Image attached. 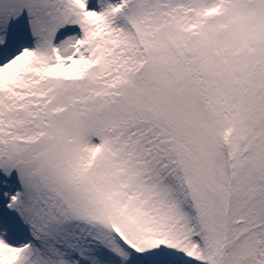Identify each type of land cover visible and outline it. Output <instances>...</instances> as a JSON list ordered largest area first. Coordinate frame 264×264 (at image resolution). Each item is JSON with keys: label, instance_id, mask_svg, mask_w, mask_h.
<instances>
[{"label": "snow or ice", "instance_id": "6c2138e0", "mask_svg": "<svg viewBox=\"0 0 264 264\" xmlns=\"http://www.w3.org/2000/svg\"><path fill=\"white\" fill-rule=\"evenodd\" d=\"M0 264H264V0H0Z\"/></svg>", "mask_w": 264, "mask_h": 264}]
</instances>
